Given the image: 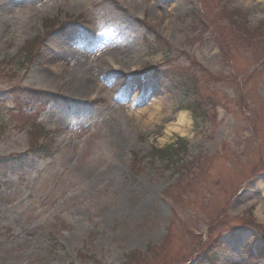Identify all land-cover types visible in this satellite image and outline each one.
<instances>
[{"label":"rangeland","instance_id":"1","mask_svg":"<svg viewBox=\"0 0 264 264\" xmlns=\"http://www.w3.org/2000/svg\"><path fill=\"white\" fill-rule=\"evenodd\" d=\"M234 10L250 30L264 22V0H0V159L29 151L33 122L53 145L34 172L0 180V264H210L202 255L217 236L215 264H264L250 256L260 233L242 226L264 227V42ZM45 19L59 30L32 59L24 47L43 38ZM157 36L166 53H152L154 41L164 50ZM82 63L96 71L68 87ZM171 67L180 77L157 74ZM15 86L75 105L18 114ZM186 106L187 130L177 126ZM180 139L172 163L151 157Z\"/></svg>","mask_w":264,"mask_h":264},{"label":"bare ground","instance_id":"2","mask_svg":"<svg viewBox=\"0 0 264 264\" xmlns=\"http://www.w3.org/2000/svg\"><path fill=\"white\" fill-rule=\"evenodd\" d=\"M129 28H130V24H129ZM73 68H74V75L70 77L69 83L71 85L68 87L75 86V87H78L79 89L84 88L88 84L89 77L92 76V73L96 71L90 65H87V63L76 65ZM112 78L117 84V82L120 79V75L117 73L114 76H112ZM143 114H144V111H139L138 113H135V116L137 117L138 115H140V117H142ZM189 119H190L189 115L186 112H181L177 117V120H178L177 126L180 129L187 130L189 128ZM263 189H264V186H263Z\"/></svg>","mask_w":264,"mask_h":264},{"label":"trees","instance_id":"3","mask_svg":"<svg viewBox=\"0 0 264 264\" xmlns=\"http://www.w3.org/2000/svg\"><path fill=\"white\" fill-rule=\"evenodd\" d=\"M26 95V98L29 102V105L35 108H38V105H43L44 103L47 104L45 102L46 100H49L48 98H46V94L40 93V92H28ZM17 100V99H16ZM25 100V101H27ZM19 103L21 100H17ZM21 105V104H20ZM37 153V152H36ZM19 166H17V171L23 170L24 167L26 166V163L24 162L23 159H20L18 162H16ZM212 254L210 252H207L205 254L206 258H212L211 256Z\"/></svg>","mask_w":264,"mask_h":264}]
</instances>
